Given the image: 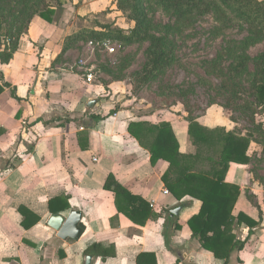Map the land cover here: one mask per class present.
Returning <instances> with one entry per match:
<instances>
[{"label":"crops","instance_id":"1","mask_svg":"<svg viewBox=\"0 0 264 264\" xmlns=\"http://www.w3.org/2000/svg\"><path fill=\"white\" fill-rule=\"evenodd\" d=\"M52 5L50 19L36 15L15 49L0 42V53L13 54L8 62L0 59V264H86L88 255L91 264H138L143 252L156 255L152 264H225L188 225L201 200L177 199L162 179L169 163L153 165L149 150L128 131L132 121L170 122L181 151L195 154L188 115L127 108L134 100L123 101L118 90L106 96L115 82L89 81L95 64L76 60L81 47L75 44L84 41L76 38L79 33L105 32L122 20L117 0H52ZM91 40L88 45L96 48ZM117 101L126 108L113 110ZM221 111L213 107L197 120L235 130ZM254 150L259 151L256 144L249 164L232 163L226 177L240 186L234 215L256 222L234 226L243 247L228 264H264V163L256 168ZM109 174L149 201L160 217L140 225L119 212L115 194L105 189ZM60 196L68 197L70 207L59 214L83 213L79 240L60 238L48 223L54 214L50 201ZM89 248L95 254L85 253ZM104 248L115 254L100 255Z\"/></svg>","mask_w":264,"mask_h":264},{"label":"trees","instance_id":"2","mask_svg":"<svg viewBox=\"0 0 264 264\" xmlns=\"http://www.w3.org/2000/svg\"><path fill=\"white\" fill-rule=\"evenodd\" d=\"M128 0H117L119 10L124 9ZM154 3L166 13L175 18L174 24H167L166 28L175 30L177 25H190L197 17L210 13L213 9L229 14L234 20L248 25L253 30L264 28V0H133L132 18L135 26L129 34L120 30H111L108 26L105 32L84 31L76 38L118 40L126 44H133L149 37L150 30L155 27L147 13L146 3ZM52 0H0V42L7 41L5 36L10 35L13 49L16 48L19 38L28 30L31 20L36 15L50 19L54 13ZM131 17V16H130ZM149 49V60L145 65L150 73L163 71L170 61L167 49L160 37L152 36ZM12 52H1L2 62H8ZM236 61L238 62L236 64ZM239 73L246 67L245 59L236 58L232 65ZM253 90L257 94L259 105H264V70L259 73ZM0 79L3 76L0 74ZM226 107V106H224ZM253 113L257 111L253 108ZM188 132L194 145L195 154L181 151L180 143L170 122L152 123L147 120L132 121L129 123V133L140 145L151 154V162L155 165L159 160L169 163L162 179L169 191L179 200L191 196L201 200L202 207L198 214L192 216L188 225L194 237H198L202 246L223 259L228 264L232 253L242 249L243 243L236 240L233 233L236 224L247 223L250 227L256 222L240 213L234 215V208L240 195V186L226 180L232 163L249 164L252 157L249 155L253 134L242 135L235 130L228 131L224 127L210 128L201 124L191 113ZM105 189L115 194V203L119 212L125 214L133 222L145 225L149 219H156L160 214L153 205L143 197L133 194L123 186L113 174H109ZM67 196H60L50 201L53 213L69 209ZM54 203H60L55 207ZM85 253H94L92 248ZM100 255H114L115 251L104 248ZM156 255L143 252L138 257V264H152Z\"/></svg>","mask_w":264,"mask_h":264},{"label":"rangeland","instance_id":"3","mask_svg":"<svg viewBox=\"0 0 264 264\" xmlns=\"http://www.w3.org/2000/svg\"><path fill=\"white\" fill-rule=\"evenodd\" d=\"M132 3L133 0H128L124 4V9L120 10L122 20L111 30L129 34L136 24L132 18ZM145 6L155 25L149 37L133 44L114 39L116 53L113 55L90 47L89 39L83 38L82 43L75 44L81 47L76 60L82 61V65L95 64L97 81L105 85L116 83L114 89L107 90L106 96L118 90L123 101L134 100L127 108L137 106L139 113L169 110L185 116L190 112L197 118L207 116L213 107L222 110L221 115L232 121L236 132L253 134L250 148L255 144L259 148L252 155L256 168L261 167L264 163V105H259L253 86L264 70V28L255 31L229 14L213 9L190 25H177L175 30H169L166 25L174 24L175 18L153 2ZM152 36L162 39L170 61L163 71L150 73L145 65ZM4 38L13 41L10 35ZM236 58L245 59L246 67L239 73L232 67ZM123 101H117L113 110L126 108L122 106ZM253 108L257 113H253Z\"/></svg>","mask_w":264,"mask_h":264},{"label":"water","instance_id":"4","mask_svg":"<svg viewBox=\"0 0 264 264\" xmlns=\"http://www.w3.org/2000/svg\"><path fill=\"white\" fill-rule=\"evenodd\" d=\"M94 104V102H91ZM181 207H177L172 210L173 214H179ZM83 213L80 210H72L68 216L63 214L54 213L51 215L48 223L51 227L58 231V236L64 240L74 239L79 240L83 234V227L81 226V220ZM92 256L88 255L86 264H91Z\"/></svg>","mask_w":264,"mask_h":264},{"label":"built area","instance_id":"5","mask_svg":"<svg viewBox=\"0 0 264 264\" xmlns=\"http://www.w3.org/2000/svg\"><path fill=\"white\" fill-rule=\"evenodd\" d=\"M7 41L10 42V39H8ZM90 45L92 46H97L99 48H101L102 50H105L108 54L113 55L116 53V48L114 46L113 40L111 39H104V40H91ZM88 80L91 81L92 79H94V73L91 72L88 74L87 76ZM97 160V159H95ZM168 190H165V193H168Z\"/></svg>","mask_w":264,"mask_h":264}]
</instances>
